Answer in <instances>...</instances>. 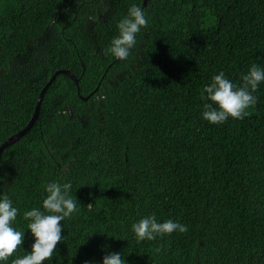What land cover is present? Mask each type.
I'll return each mask as SVG.
<instances>
[{
  "label": "trees",
  "instance_id": "trees-1",
  "mask_svg": "<svg viewBox=\"0 0 264 264\" xmlns=\"http://www.w3.org/2000/svg\"><path fill=\"white\" fill-rule=\"evenodd\" d=\"M0 0V188L23 212L71 181L79 212L53 264H264V84L243 120L212 125L200 91L264 66V0ZM132 3L149 24L126 61L106 51ZM88 97L83 100L80 96ZM3 193L0 192V195ZM91 204V206H89ZM155 214L186 233L138 242ZM26 235L18 254L31 250ZM160 251H157V249Z\"/></svg>",
  "mask_w": 264,
  "mask_h": 264
},
{
  "label": "clouds",
  "instance_id": "clouds-1",
  "mask_svg": "<svg viewBox=\"0 0 264 264\" xmlns=\"http://www.w3.org/2000/svg\"><path fill=\"white\" fill-rule=\"evenodd\" d=\"M149 24V17L141 4L132 3L127 14L118 21L117 34L112 38L106 54L126 61L137 46V36ZM264 84V66L252 64L242 75V83L235 84L223 71L211 77L203 85L200 97L202 118L212 125H221L229 120H243L250 115L249 109L259 102L254 95ZM42 206L23 212L28 231L19 230L15 224L20 209L10 195L0 188V264H53L58 244L65 240L61 222L79 212V200L73 195L71 181L45 179L42 184ZM91 206V204H89ZM131 231L138 242L156 241L173 233H186L188 226L179 220H159L153 213L142 217L131 225ZM32 237L31 250L18 254L26 235ZM157 251H160L158 248ZM124 253L109 252L102 264H128ZM90 264V262H88Z\"/></svg>",
  "mask_w": 264,
  "mask_h": 264
},
{
  "label": "water",
  "instance_id": "water-1",
  "mask_svg": "<svg viewBox=\"0 0 264 264\" xmlns=\"http://www.w3.org/2000/svg\"><path fill=\"white\" fill-rule=\"evenodd\" d=\"M147 3H148V0H146L144 2V6H147ZM66 74V75H69L74 81L75 83L78 85L79 81L78 79L75 77V75L73 73H71L70 71H65V70H62V71H59L56 73L55 76H53L52 80L49 82V84L44 87L43 91L41 92L40 94V97H39V101H38V104H37V107H36V110L34 112V115L30 121V123L28 124V126L23 129L21 132H19L18 134H15L13 136H11L7 141H5V143H3L1 146H0V154L8 147L10 146L11 144L15 143L16 141H18L22 136H24L25 134H27L29 132V130L32 128V126L34 125V123L38 120L39 118V109H40V104L42 102V99L44 97V94L47 90V88L52 84V82L54 81L55 77L58 75V74ZM81 99L83 100H87L88 97H83L81 95H79Z\"/></svg>",
  "mask_w": 264,
  "mask_h": 264
}]
</instances>
